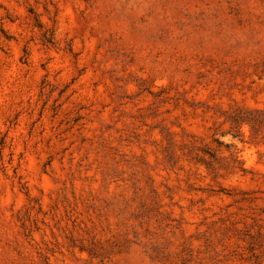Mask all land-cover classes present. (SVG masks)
I'll use <instances>...</instances> for the list:
<instances>
[{
	"label": "rangeland",
	"instance_id": "1",
	"mask_svg": "<svg viewBox=\"0 0 264 264\" xmlns=\"http://www.w3.org/2000/svg\"><path fill=\"white\" fill-rule=\"evenodd\" d=\"M0 264H264V0H0Z\"/></svg>",
	"mask_w": 264,
	"mask_h": 264
}]
</instances>
